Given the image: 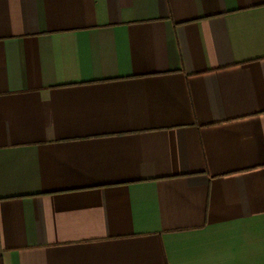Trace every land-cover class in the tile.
<instances>
[{
    "label": "crops",
    "instance_id": "0c3cea01",
    "mask_svg": "<svg viewBox=\"0 0 264 264\" xmlns=\"http://www.w3.org/2000/svg\"><path fill=\"white\" fill-rule=\"evenodd\" d=\"M0 264H264V0H0Z\"/></svg>",
    "mask_w": 264,
    "mask_h": 264
}]
</instances>
